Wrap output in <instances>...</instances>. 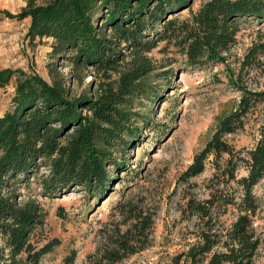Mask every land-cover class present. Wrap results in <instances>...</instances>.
Masks as SVG:
<instances>
[{"label":"trees","instance_id":"trees-1","mask_svg":"<svg viewBox=\"0 0 264 264\" xmlns=\"http://www.w3.org/2000/svg\"><path fill=\"white\" fill-rule=\"evenodd\" d=\"M187 5L188 0H48L41 5L26 0L15 14L0 10V23L29 20L26 39L31 45L50 39L55 59L48 65L49 81L36 73L0 70V89L15 72L22 76L11 110L0 115V264H40L60 245L57 238L42 245L31 241L47 213L33 199L19 202L15 193L29 185L40 164L49 169L40 179L46 192L76 186L90 194L107 191L115 179L108 167H124L113 153L139 136L130 106L149 92L153 66L147 53L159 42L174 40L188 66L222 63L223 54L236 44L238 20H264V0H208L192 15L191 24L167 19ZM258 35L240 62L236 106L219 120L177 180L185 185L200 176L212 158L215 172L205 187L207 198L187 195L182 211L198 220L196 241L174 264H254L263 244L262 233L254 227L258 203L253 189L264 178V120L252 148L237 150L226 139L244 131L249 115L264 111V89L252 91L243 84V76L264 56V30ZM59 61L68 62V77L58 72ZM123 63L127 68L110 81L108 72ZM89 67L106 81L91 93L70 94L69 83L80 80ZM238 170L246 174L238 177ZM229 208L236 216L226 226L219 218ZM123 214L126 229L115 227L105 234L82 264H121L149 246L153 214L133 207ZM75 259L72 250L63 263L74 264Z\"/></svg>","mask_w":264,"mask_h":264},{"label":"rangeland","instance_id":"rangeland-1","mask_svg":"<svg viewBox=\"0 0 264 264\" xmlns=\"http://www.w3.org/2000/svg\"><path fill=\"white\" fill-rule=\"evenodd\" d=\"M48 0H35L37 5ZM208 0H188V5L167 19H176L178 24L192 22V15ZM26 6V0H0V10L15 14ZM29 20H4L0 23V70L12 69L23 73H36L50 80L48 65L55 62L51 56V40L31 45L25 35ZM236 44L223 54L224 61L202 67L186 64L181 50L172 42H159L146 54L153 70L148 75V95L134 98L130 111L135 114V126L139 136L124 150L117 149L113 157L123 168L108 167L110 178H115L107 191L101 193L82 187L71 186L46 192L40 179L49 175L46 164H40L30 178L29 185L15 190L19 202L35 200L47 213L45 224L33 233L31 241L42 245L57 238L60 245L44 256L40 264H64V258L76 251L74 264H82L87 254L92 253L102 242L104 235L115 227L125 230L127 209L133 207L153 214V227L149 246L142 252L125 259L121 264H174V258L185 252L196 241L195 217L183 214L186 196L206 199L205 189L215 172L206 163L200 176L187 184L177 183L181 173L192 162L213 133L219 120L233 109L239 92L234 86L240 62L247 49L264 30V20L240 18L236 24ZM255 68L243 76L248 90L264 89V56ZM127 67L124 63L108 72L110 81L118 80ZM57 70L68 77V62L59 61ZM80 80L68 85L70 94L91 93L106 81L102 73L86 68ZM22 76L15 72L6 87L0 89V115L11 110L16 81ZM264 111L248 116L245 129L228 136L227 141L237 150L254 146ZM127 140L129 138L127 137ZM238 170L237 176H244ZM235 189L234 184H230ZM253 194L258 203L254 227L263 235V244L254 264H264V178L254 187ZM127 215V213H126ZM236 212L229 208L220 216L219 223L229 225L235 220ZM1 245V241H0ZM180 264H183L181 261Z\"/></svg>","mask_w":264,"mask_h":264}]
</instances>
